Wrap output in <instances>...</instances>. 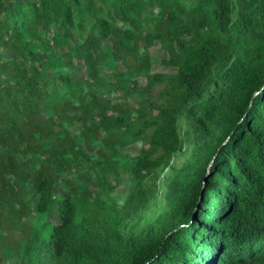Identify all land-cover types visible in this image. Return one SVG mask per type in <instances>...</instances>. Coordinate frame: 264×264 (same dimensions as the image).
<instances>
[{
	"label": "trees",
	"instance_id": "1",
	"mask_svg": "<svg viewBox=\"0 0 264 264\" xmlns=\"http://www.w3.org/2000/svg\"><path fill=\"white\" fill-rule=\"evenodd\" d=\"M13 232L21 264H264V0H0V249Z\"/></svg>",
	"mask_w": 264,
	"mask_h": 264
},
{
	"label": "rangeland",
	"instance_id": "2",
	"mask_svg": "<svg viewBox=\"0 0 264 264\" xmlns=\"http://www.w3.org/2000/svg\"><path fill=\"white\" fill-rule=\"evenodd\" d=\"M151 53V59H152V69L154 71H161V72H169L170 66L166 64L165 62V53L159 49L157 46H153L150 48ZM165 62H164V61ZM142 85V83H141ZM159 86H155L149 91L146 92L145 96L146 98L152 100L156 97ZM113 100L115 101H130L134 102L135 97L130 95H125L124 93H114L111 95ZM178 127L181 132V129L184 128V121L183 119L178 120ZM72 131H75V127L71 128ZM140 146L139 142H133L130 144H127L121 148V152H127L129 154H133L138 150V147ZM191 150V144L184 145V147L177 153L174 154L173 158L171 159V162L169 163L168 168L164 170V172L160 175L158 180V188L157 193L153 199L152 202V212L150 217H153L156 213L159 207L162 205V194L164 192L165 188V179L168 175V172L170 169L176 168L178 165H180L189 155V152ZM103 181L100 179V177L92 176V188L95 193H98L99 196L102 199H111L117 204H120L122 200L124 199L126 192H127V176L126 175H120L115 176L112 173L104 174ZM102 181V186H100V182ZM113 186L112 189H108L109 186ZM11 238L6 242V246H3L2 249H0V262L2 264H21L19 260V253L20 251L14 247L15 243L14 240L17 238V233H11ZM8 246H12L14 248H9Z\"/></svg>",
	"mask_w": 264,
	"mask_h": 264
}]
</instances>
